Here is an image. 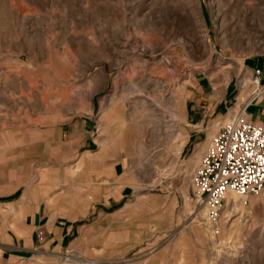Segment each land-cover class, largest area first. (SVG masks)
<instances>
[{
    "label": "rangeland",
    "instance_id": "rangeland-1",
    "mask_svg": "<svg viewBox=\"0 0 264 264\" xmlns=\"http://www.w3.org/2000/svg\"><path fill=\"white\" fill-rule=\"evenodd\" d=\"M255 57L264 0H0L1 157L89 116L142 187H176L181 264H264V193H229L212 222L192 182L207 125L189 140L183 121L198 73L228 78Z\"/></svg>",
    "mask_w": 264,
    "mask_h": 264
},
{
    "label": "crops",
    "instance_id": "crops-1",
    "mask_svg": "<svg viewBox=\"0 0 264 264\" xmlns=\"http://www.w3.org/2000/svg\"><path fill=\"white\" fill-rule=\"evenodd\" d=\"M256 67L264 85V57L246 58L228 78L194 77L189 140L207 125L208 146L242 109L264 123V93L252 98ZM45 125L13 138L8 159L0 154V264H181L176 187H142L89 116Z\"/></svg>",
    "mask_w": 264,
    "mask_h": 264
},
{
    "label": "built area",
    "instance_id": "built-area-1",
    "mask_svg": "<svg viewBox=\"0 0 264 264\" xmlns=\"http://www.w3.org/2000/svg\"><path fill=\"white\" fill-rule=\"evenodd\" d=\"M253 72L256 98L264 93L263 70ZM205 151L192 175L193 197L212 222L220 218L230 191L264 193V123L251 121L242 109L213 135Z\"/></svg>",
    "mask_w": 264,
    "mask_h": 264
},
{
    "label": "bare ground",
    "instance_id": "bare-ground-1",
    "mask_svg": "<svg viewBox=\"0 0 264 264\" xmlns=\"http://www.w3.org/2000/svg\"><path fill=\"white\" fill-rule=\"evenodd\" d=\"M231 192H234V191H230L229 193H231ZM229 193L227 194V196L229 195ZM234 193H236V192H234ZM229 197V196H228ZM228 197H227V200H228ZM204 209H206V208H204Z\"/></svg>",
    "mask_w": 264,
    "mask_h": 264
}]
</instances>
